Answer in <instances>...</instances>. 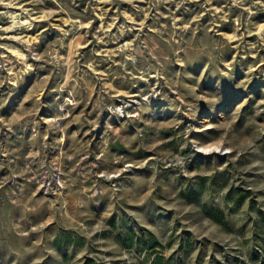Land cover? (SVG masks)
<instances>
[{
    "label": "rangeland",
    "instance_id": "rangeland-1",
    "mask_svg": "<svg viewBox=\"0 0 264 264\" xmlns=\"http://www.w3.org/2000/svg\"><path fill=\"white\" fill-rule=\"evenodd\" d=\"M0 264H264V0H3Z\"/></svg>",
    "mask_w": 264,
    "mask_h": 264
},
{
    "label": "clouds",
    "instance_id": "clouds-1",
    "mask_svg": "<svg viewBox=\"0 0 264 264\" xmlns=\"http://www.w3.org/2000/svg\"><path fill=\"white\" fill-rule=\"evenodd\" d=\"M3 2V0H0V3H2Z\"/></svg>",
    "mask_w": 264,
    "mask_h": 264
}]
</instances>
